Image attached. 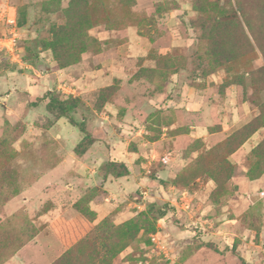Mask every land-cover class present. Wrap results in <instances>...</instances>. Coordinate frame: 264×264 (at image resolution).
Listing matches in <instances>:
<instances>
[{
    "label": "rangeland",
    "instance_id": "374dc122",
    "mask_svg": "<svg viewBox=\"0 0 264 264\" xmlns=\"http://www.w3.org/2000/svg\"><path fill=\"white\" fill-rule=\"evenodd\" d=\"M0 264H264V0H0Z\"/></svg>",
    "mask_w": 264,
    "mask_h": 264
},
{
    "label": "trees",
    "instance_id": "16d2710c",
    "mask_svg": "<svg viewBox=\"0 0 264 264\" xmlns=\"http://www.w3.org/2000/svg\"><path fill=\"white\" fill-rule=\"evenodd\" d=\"M39 100L44 101L46 108L54 115L65 117L71 125L77 126L81 131L85 130L84 121H77L72 115V112L77 105L76 98L62 99L54 95L52 92H46L39 98ZM85 148L86 144L84 145L81 142L76 146V151L81 153ZM106 166L108 172L114 176L118 177L128 174V168L123 162L112 160L108 161ZM170 209L173 210V207Z\"/></svg>",
    "mask_w": 264,
    "mask_h": 264
}]
</instances>
